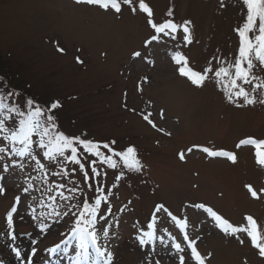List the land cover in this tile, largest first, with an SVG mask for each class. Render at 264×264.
<instances>
[{"label":"rangeland","instance_id":"obj_1","mask_svg":"<svg viewBox=\"0 0 264 264\" xmlns=\"http://www.w3.org/2000/svg\"><path fill=\"white\" fill-rule=\"evenodd\" d=\"M145 2L157 24L171 20L182 25L190 20L193 43H185L182 29L171 35L156 34L146 13H133L127 6L120 15H113L75 0H0V74L13 80V91L19 89L27 95L20 92L21 107L29 98L42 107L59 100L62 108L52 114L59 131L66 135L86 133L84 139L102 143L115 140L117 150L129 145L138 149L145 165L142 173H127L117 181L119 169L98 165L107 172L101 183L110 194L112 215L104 214L107 224L113 226L109 248L115 264H144L148 249L138 247L136 236L138 229L150 230L154 216L158 235L167 230L177 242L182 241V233L171 218L163 211L155 212L159 204L173 215L188 219L190 238L196 240L202 255L211 254L206 264H264L247 241L241 246L234 238L225 237L207 213L192 207L203 203L234 225H243L244 217L252 215L264 227V195L255 200L245 187L250 184L257 190L264 189V168L256 163L253 146L237 148L248 137L264 140V105L236 107L228 102L223 86L215 79L198 88L181 77L179 66L171 62L175 53H182L193 70L202 71L209 65L214 69L221 66L222 60L234 61L239 49L235 29L246 18L242 0H224V7L220 0ZM154 34L159 40L146 45ZM56 42L67 49V54L56 51ZM135 51H140L144 59L133 58ZM76 56L85 63L78 64ZM148 59L154 65L148 64ZM254 72L264 79L259 66ZM145 76L149 82L142 85L141 93L138 85ZM125 99L130 108H136L135 114L125 110ZM160 109L164 110L163 119L157 114ZM141 111H152L151 118L158 127L172 135L152 129L139 115ZM16 124L18 121L9 122V126ZM193 146L234 152L237 163L209 158L198 148L188 153ZM180 152H185V162L180 161ZM17 162L23 163L24 169L13 173L10 191L0 197V264H74L79 252L76 243L65 247L62 242L70 235L75 218L52 215L55 204L49 196L57 195L60 190L56 185L61 183L72 187L75 181L83 187L81 174L71 173L72 165H68L70 175L61 179L51 175L60 171V165L49 166L50 185L56 189L50 194L36 179L42 173L33 161L17 158ZM43 163L47 165L48 161ZM29 182L35 187L24 193ZM17 195L21 197L14 215L18 238L12 241L6 216ZM94 195L85 189L80 198L91 201ZM57 203V210L62 211L64 202L58 198ZM45 225L50 227L42 232ZM58 244L61 249L56 253L47 251ZM12 245L29 259L17 260ZM182 247L186 248V242ZM33 248L34 257L30 255ZM188 251L183 255L187 257ZM178 255L174 248L169 253L157 242L153 258L161 259V264H179Z\"/></svg>","mask_w":264,"mask_h":264},{"label":"snow or ice","instance_id":"obj_2","mask_svg":"<svg viewBox=\"0 0 264 264\" xmlns=\"http://www.w3.org/2000/svg\"><path fill=\"white\" fill-rule=\"evenodd\" d=\"M75 3L94 6L106 13L111 12L113 15H120L123 8L127 6L133 13L137 11L146 13L149 18L148 23L156 34L171 35L182 29L185 43H193L192 22L190 20L184 21L182 25H177L171 20L157 24L151 19L153 12L145 0H75ZM220 3L221 7L225 6L224 0H220ZM242 4L246 9V18L242 26L235 29L239 36V49L234 61L222 60L221 66L214 69L209 65L202 71L193 70L189 66L188 58L182 53H175L171 57V62L179 66L177 68L178 74L185 77L192 85L202 88L206 81L215 79L217 83L223 86L229 103L235 104L236 107H254L257 103L264 105V79H260L254 72L258 66L264 70V0H242ZM168 15L171 16L172 12L170 11ZM159 38V35L154 34L145 43L150 45L153 41H158ZM54 46L58 53L67 54V49L61 46L59 42H56ZM132 55L133 58L144 59L140 51H135ZM75 60L80 65L85 63L80 56H76ZM147 63L154 65V61L151 59H148ZM3 79L0 77V81ZM148 82V77H143L138 85V91L142 93V85ZM246 85L249 87H245ZM20 95L21 93L18 91H10L7 95H0V134H2L0 135V197L5 196L10 191L9 182L13 173L16 170L23 171L24 169V164L18 163L17 158L20 161L31 160L34 162L35 169L38 173H42L36 179L46 185L44 191L50 194L56 189L50 185L49 166L60 165V171L51 172V175L60 176L61 179L69 176L70 171L71 173H80L84 182L83 187L75 181L71 182L72 187L61 183L56 185V188L60 190L57 195L49 196V199L55 204L52 207V215L75 218L74 226L70 229V235L62 243L65 247L73 242L76 243L79 252L74 264H115L114 253L109 248L113 239L111 233L113 226L107 224L104 214L106 212L108 216L112 215L110 194L106 190L107 186L101 183L106 178L107 172H102L98 165L112 170L119 169L115 177L117 181L124 179L127 173H142L145 165L139 157L138 149L134 145H129L122 150H117L115 140L102 143L92 139H84L86 133H82L80 136L66 135L59 131L57 118L52 114L55 110L62 108L59 100L52 102L48 107H42L35 100L29 98L24 101V106L21 107L18 103ZM126 96L127 93H125ZM238 100H242V103H236ZM149 105L151 106L150 101ZM123 107L134 114L137 112L136 108L129 107L127 99H125ZM157 114L161 119L165 116L163 109H160ZM139 115L152 129L165 136L170 137L172 135L171 132L158 127L151 118L153 116L152 111H141ZM10 121H18V124L9 126ZM245 145L255 148L256 163L264 168V140L248 137L242 139L237 144V148ZM194 148H198L209 158H226L233 164L237 163V155L234 152L213 150L201 146H193V148L187 149V152L191 153ZM9 157L11 158L9 162L4 163L3 161ZM179 159L185 162V152L179 153ZM45 160L48 161L47 165L43 163ZM68 165H72L70 171ZM28 179L31 181L33 178L29 175ZM34 187V183L29 182L23 188V192L28 193ZM245 187L255 200H260L264 195V189L257 190L250 184L245 185ZM85 189L94 192L93 200L80 198L84 196ZM58 198L64 202L62 211L57 210L60 206L57 203ZM20 203L21 197L15 196L13 206L6 216L7 229L9 230L7 234L12 241L18 238L14 225V215L18 212ZM192 207L202 209L207 213L215 227L225 237L234 238L241 246L247 241L256 250L257 255L264 259V227L252 215L244 217L245 223L243 225H234L223 215L203 203L193 204ZM161 211L166 213L176 227L180 229L182 241L177 242L176 237L167 230L158 235L157 217L154 216L152 223L148 226L150 230L138 229L136 236L138 247L148 249L145 252L144 264H161V259L153 258L157 242L167 247L169 253L174 248L175 252L179 254V264H206L211 254L202 255L197 248L196 240L190 238L187 231L188 219L173 215L164 204H159L155 208L156 213ZM100 221H104L105 224L100 225ZM98 225L100 226L98 227ZM48 227L50 225H45L40 230L43 232ZM183 242H186V248L182 247ZM60 249L61 245L58 244L47 251L56 253ZM11 250L17 260L26 261L29 259L19 247L12 245ZM186 251H188L187 257L183 255ZM30 255L32 257L36 255L35 248L31 250Z\"/></svg>","mask_w":264,"mask_h":264},{"label":"trees","instance_id":"obj_3","mask_svg":"<svg viewBox=\"0 0 264 264\" xmlns=\"http://www.w3.org/2000/svg\"><path fill=\"white\" fill-rule=\"evenodd\" d=\"M0 77L4 78L3 81H0V95H7V93H9L10 91L15 90V87L12 86L13 89L11 88V85L13 83L12 79L9 80L8 77L1 75V74H0ZM9 87H10V90H9ZM16 91L22 92L23 94H25L23 91H21L19 89H17Z\"/></svg>","mask_w":264,"mask_h":264}]
</instances>
